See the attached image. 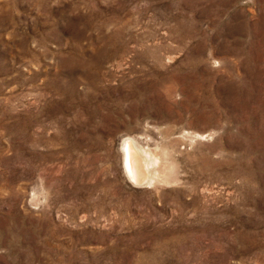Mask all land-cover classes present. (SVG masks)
Returning a JSON list of instances; mask_svg holds the SVG:
<instances>
[{"label": "rangeland", "instance_id": "1", "mask_svg": "<svg viewBox=\"0 0 264 264\" xmlns=\"http://www.w3.org/2000/svg\"><path fill=\"white\" fill-rule=\"evenodd\" d=\"M0 264H264V0H0Z\"/></svg>", "mask_w": 264, "mask_h": 264}, {"label": "bare ground", "instance_id": "2", "mask_svg": "<svg viewBox=\"0 0 264 264\" xmlns=\"http://www.w3.org/2000/svg\"><path fill=\"white\" fill-rule=\"evenodd\" d=\"M142 155L145 156L144 158L142 157L144 160L141 158L139 151L136 150V147H134L133 143L131 141H128L125 146L126 169L132 180H134L135 182L141 183L143 181H146L147 183H153L155 178L152 176L153 174L150 166L153 164H156L155 166H157L158 160L156 158L148 159L147 156L149 155H146L145 152H142ZM149 158L151 157L149 156ZM154 174L157 175V172H154Z\"/></svg>", "mask_w": 264, "mask_h": 264}]
</instances>
